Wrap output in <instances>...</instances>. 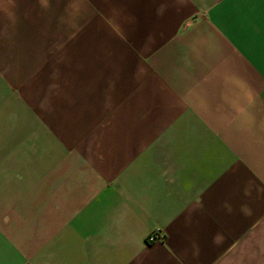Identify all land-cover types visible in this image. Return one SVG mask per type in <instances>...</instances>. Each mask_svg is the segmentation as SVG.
I'll return each instance as SVG.
<instances>
[{
    "label": "crops",
    "instance_id": "obj_1",
    "mask_svg": "<svg viewBox=\"0 0 264 264\" xmlns=\"http://www.w3.org/2000/svg\"><path fill=\"white\" fill-rule=\"evenodd\" d=\"M0 264H264V0H0Z\"/></svg>",
    "mask_w": 264,
    "mask_h": 264
},
{
    "label": "built area",
    "instance_id": "obj_2",
    "mask_svg": "<svg viewBox=\"0 0 264 264\" xmlns=\"http://www.w3.org/2000/svg\"><path fill=\"white\" fill-rule=\"evenodd\" d=\"M165 237L164 235L161 233V231L158 232H154L152 233L149 237L148 240L149 242H154L156 240H163Z\"/></svg>",
    "mask_w": 264,
    "mask_h": 264
}]
</instances>
